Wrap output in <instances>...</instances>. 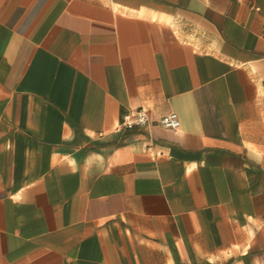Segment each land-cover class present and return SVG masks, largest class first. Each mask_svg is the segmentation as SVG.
I'll use <instances>...</instances> for the list:
<instances>
[{"label":"crops","instance_id":"crops-1","mask_svg":"<svg viewBox=\"0 0 264 264\" xmlns=\"http://www.w3.org/2000/svg\"><path fill=\"white\" fill-rule=\"evenodd\" d=\"M0 264H264V0H0Z\"/></svg>","mask_w":264,"mask_h":264},{"label":"built area","instance_id":"built-area-1","mask_svg":"<svg viewBox=\"0 0 264 264\" xmlns=\"http://www.w3.org/2000/svg\"><path fill=\"white\" fill-rule=\"evenodd\" d=\"M150 121L147 107L140 106L127 110L122 117L120 126L124 129H132L135 126H144ZM159 123L168 128H178L181 118L177 111H169L159 118Z\"/></svg>","mask_w":264,"mask_h":264}]
</instances>
